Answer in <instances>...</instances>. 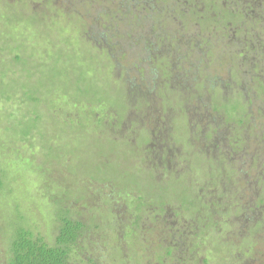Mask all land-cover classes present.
<instances>
[{
	"label": "rangeland",
	"instance_id": "rangeland-1",
	"mask_svg": "<svg viewBox=\"0 0 264 264\" xmlns=\"http://www.w3.org/2000/svg\"><path fill=\"white\" fill-rule=\"evenodd\" d=\"M178 1L0 0V264L61 218L71 264H264V95L230 94L229 0Z\"/></svg>",
	"mask_w": 264,
	"mask_h": 264
},
{
	"label": "flooded vegetation",
	"instance_id": "flooded-vegetation-1",
	"mask_svg": "<svg viewBox=\"0 0 264 264\" xmlns=\"http://www.w3.org/2000/svg\"><path fill=\"white\" fill-rule=\"evenodd\" d=\"M155 1H164L168 3L172 11H174L175 9H177L178 6H180V1L178 0H168V2L167 0ZM197 1L198 0H190L185 1L184 3L190 2V4H193V2ZM215 3H217L216 0H214V4ZM226 4L231 9L232 13H227L226 17H231V20L223 21H228V24H231V26L234 24L236 26V29L233 31V34L231 36V42L233 45L232 49L226 54L228 55L231 53L230 62H232L228 67V72L230 73L228 76H230L229 79L231 81L229 84L230 86L228 87L230 94L234 93L233 88H236V85L238 83L239 87H246L247 85H249L251 87L249 91L254 90L255 93L256 91H258L257 95L259 93L261 95H264V0H229V2H226ZM190 8H193V5L192 7L191 5H189L186 10H190ZM188 13V11H185L183 17L180 15V21L181 18H184L186 15H188ZM144 17L148 18V20L152 19V21H154L156 18V16L153 14L149 16L145 15ZM203 23V21L198 22V24ZM213 27V29L217 28L215 25ZM213 32H215V30ZM258 46L263 48V50L254 49L255 47L259 48ZM197 68L198 73L202 72L201 70H199L200 67ZM231 83L233 86L231 85ZM214 128L215 132H217V127L214 126ZM245 132L247 134V129H245ZM208 136L211 139L210 142H214L217 140L215 138H212L210 135ZM223 142L224 144L222 146V151H224V154L222 156L225 160V158L227 157L229 159H232V157L235 156L233 155L234 152L239 153L238 151L240 149L245 148L248 140L247 138L246 140H232L228 139L227 137L223 139ZM236 161L240 162V159L237 158ZM225 164L226 162L222 163V165Z\"/></svg>",
	"mask_w": 264,
	"mask_h": 264
},
{
	"label": "trees",
	"instance_id": "trees-1",
	"mask_svg": "<svg viewBox=\"0 0 264 264\" xmlns=\"http://www.w3.org/2000/svg\"><path fill=\"white\" fill-rule=\"evenodd\" d=\"M95 1L90 0V4L95 3ZM91 6L94 5L91 4ZM207 6L205 8L206 14L209 11ZM187 11L189 13L186 16H189L191 11L192 20L193 8ZM185 17L181 18V21H187ZM2 187L3 179L0 176V191ZM60 221L61 227L55 246H50L42 237L34 236L30 231L17 230L8 249L7 264H71V246L78 240L83 225L67 218H61ZM203 264H208V262L204 261Z\"/></svg>",
	"mask_w": 264,
	"mask_h": 264
}]
</instances>
